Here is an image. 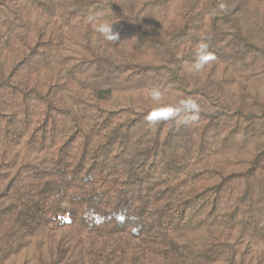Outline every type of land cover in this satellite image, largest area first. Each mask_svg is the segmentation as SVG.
Returning a JSON list of instances; mask_svg holds the SVG:
<instances>
[{"label":"trees","instance_id":"trees-1","mask_svg":"<svg viewBox=\"0 0 264 264\" xmlns=\"http://www.w3.org/2000/svg\"><path fill=\"white\" fill-rule=\"evenodd\" d=\"M0 264H264V0H0Z\"/></svg>","mask_w":264,"mask_h":264},{"label":"clouds","instance_id":"clouds-1","mask_svg":"<svg viewBox=\"0 0 264 264\" xmlns=\"http://www.w3.org/2000/svg\"><path fill=\"white\" fill-rule=\"evenodd\" d=\"M220 10H226L227 5L224 2L218 4ZM95 17H89L90 21H95ZM113 24L107 21H100L96 24V31L100 33L105 40L116 41L118 34L113 31ZM210 45L207 38L201 40L195 53V60L187 69L191 73L201 72L210 62L216 60L215 54L209 50ZM163 93L159 86H154L149 91L152 101L157 102V107L148 112L145 120L150 125H155L160 121L174 120L182 125L194 123L199 117L200 106L196 99L192 97L181 98L175 104H162L161 97Z\"/></svg>","mask_w":264,"mask_h":264}]
</instances>
